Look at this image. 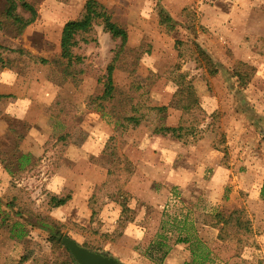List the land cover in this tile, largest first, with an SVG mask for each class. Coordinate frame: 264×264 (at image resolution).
Returning <instances> with one entry per match:
<instances>
[{
  "label": "rangeland",
  "instance_id": "obj_1",
  "mask_svg": "<svg viewBox=\"0 0 264 264\" xmlns=\"http://www.w3.org/2000/svg\"><path fill=\"white\" fill-rule=\"evenodd\" d=\"M100 1L127 27V47L140 57L114 72L115 87L133 93L140 121L118 130L112 116L88 106L102 92L100 80L119 43L101 25L77 49L86 68L79 85L61 84L53 64L27 56L24 64L0 69V84L13 85L0 98V264L71 261V250L54 243L41 223L122 264H185L194 250L199 260L209 253L204 264H264V0ZM85 2L37 0L35 23L16 38L1 34L0 42L55 60L65 23ZM3 7L0 0V13ZM162 9L173 16L175 31L159 23ZM196 42L218 62L216 75L200 63ZM239 60L254 68L246 85L234 73ZM187 81L201 109L184 113L176 91ZM182 118L191 131L181 139L156 130ZM62 133L68 141H58ZM113 136L130 171L106 156ZM20 152L40 160L19 171ZM51 194L71 199L54 207ZM124 204L135 220L121 230ZM237 208L251 219L253 233L221 240L214 213L228 216ZM2 216H8L4 225ZM15 222L25 226L22 239L11 232ZM182 238L191 241L177 242Z\"/></svg>",
  "mask_w": 264,
  "mask_h": 264
},
{
  "label": "trees",
  "instance_id": "obj_2",
  "mask_svg": "<svg viewBox=\"0 0 264 264\" xmlns=\"http://www.w3.org/2000/svg\"><path fill=\"white\" fill-rule=\"evenodd\" d=\"M4 7L0 13V37L1 34L11 38L20 36L30 24L35 23L39 17V6L37 0H3ZM159 23L166 27L169 32H173L176 29V24L173 16L166 9H162L159 12ZM101 25L104 30L109 32L112 37L119 40V43L114 50L112 61L108 64L107 73L100 80L102 84L101 94H94L89 97L88 106L91 109H96L104 114L112 116L118 123V130L126 127L128 122H139V118L135 115L136 105L134 103L135 97L133 93L127 94L118 90L114 85V72L117 68L128 63V58H134L133 64H136L140 58L134 50L127 47L129 41V32L127 27L120 24L114 19L112 10H110L100 0H86L81 14L75 18L67 21L63 27L61 34L60 47L61 52L59 57L55 60H49L42 56L31 55L28 51L23 48H14L11 46L4 45L0 42V69L2 68H15L19 64H24L23 56L29 57L30 61L35 63L53 64L54 72L55 69L60 75L61 84L71 81L75 85H79L83 81L84 74L86 72L85 58L77 52L81 43H89L94 40L95 26ZM179 42V41H178ZM181 42H179L180 44ZM196 48L199 53L200 63L204 64L206 69L211 75H216L219 72L218 62L215 58L204 48L200 43L196 42ZM59 61V63H58ZM181 68V65H178ZM234 73L238 76L239 80L246 85L254 73V68L248 63L241 60L237 61L234 66ZM134 68H130L133 73ZM57 73V72H55ZM181 79L186 80L185 75L181 74ZM137 83L134 82L133 88L137 87ZM139 87V86H138ZM176 95L180 96L182 104L180 105L184 113L191 111H197L201 109L199 98L196 95L195 88L190 81L180 83L176 91ZM5 94H0V98L6 97ZM166 106L158 107V109H164ZM186 120L182 118L181 124L178 126H161L156 130L172 138L181 139L185 136V132L188 130L185 126ZM69 134H60L58 141H68ZM22 138V136H19ZM116 137L113 136L106 144V156L116 157V162H124L125 171H130L131 162L126 156L118 155V147L114 144ZM40 158H34V156L28 152H20L17 157L19 171L27 170L28 166L35 165V162L39 161ZM113 172L119 170L117 163L113 165ZM9 172L13 175L15 171L9 169ZM111 174V171H109ZM118 191L122 194L124 190L122 185H119ZM264 195V191L262 192ZM71 199V194L66 196L51 194L49 204L54 207L62 206ZM12 204H14L12 202ZM22 208H18L20 211ZM2 213L1 201H0V215ZM19 213V212H18ZM134 210L127 205H123L122 214L119 217L120 229L127 226L135 220ZM8 216H2V224L4 225L7 221ZM215 223L212 224L214 227L220 229L219 238L224 240L226 236L232 235L240 237L241 235H251L253 228L251 219L247 217V213L242 208L233 209L229 215H225L221 210L214 213ZM35 226L37 224H34ZM39 227L49 230L51 234V240L58 245H64L63 238L66 236L62 234L57 228L50 226L47 223L38 224ZM24 224L21 222H15L11 226V232L14 237L22 239L26 230ZM244 234V235H243ZM241 242V238H238ZM188 242L191 241L187 238L178 239L177 242ZM165 244L166 242H162ZM197 245L201 244L199 238L196 239ZM193 252L194 259L191 262L185 264H204L205 261L210 260L209 253L198 259V255ZM61 264H78V262L72 256L71 261L62 262Z\"/></svg>",
  "mask_w": 264,
  "mask_h": 264
},
{
  "label": "water",
  "instance_id": "obj_3",
  "mask_svg": "<svg viewBox=\"0 0 264 264\" xmlns=\"http://www.w3.org/2000/svg\"><path fill=\"white\" fill-rule=\"evenodd\" d=\"M63 241L78 264H122L115 257L84 247L73 238L65 237Z\"/></svg>",
  "mask_w": 264,
  "mask_h": 264
},
{
  "label": "crops",
  "instance_id": "obj_4",
  "mask_svg": "<svg viewBox=\"0 0 264 264\" xmlns=\"http://www.w3.org/2000/svg\"><path fill=\"white\" fill-rule=\"evenodd\" d=\"M4 79H5V81L6 82H8V73H5L4 74ZM13 83H15L14 81H12ZM9 83V82H8ZM8 83H1L0 84V94H8V85L10 86V87H12L13 85H11V84H8ZM11 91H14V90H11ZM21 106V105H20ZM22 107V106H21ZM23 108V107H22Z\"/></svg>",
  "mask_w": 264,
  "mask_h": 264
}]
</instances>
